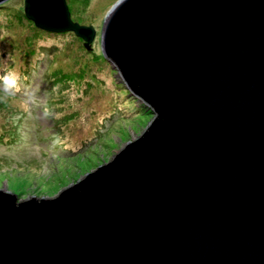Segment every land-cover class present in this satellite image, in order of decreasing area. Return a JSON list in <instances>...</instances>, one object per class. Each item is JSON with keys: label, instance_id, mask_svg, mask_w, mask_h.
<instances>
[{"label": "water", "instance_id": "1", "mask_svg": "<svg viewBox=\"0 0 264 264\" xmlns=\"http://www.w3.org/2000/svg\"><path fill=\"white\" fill-rule=\"evenodd\" d=\"M23 14L90 48L65 0ZM99 41L152 115L54 196L0 188V264H264V0H116Z\"/></svg>", "mask_w": 264, "mask_h": 264}, {"label": "rangeland", "instance_id": "2", "mask_svg": "<svg viewBox=\"0 0 264 264\" xmlns=\"http://www.w3.org/2000/svg\"><path fill=\"white\" fill-rule=\"evenodd\" d=\"M115 1L65 0L72 20L95 29L89 49L71 31L33 35L39 28L24 16L23 0L0 4V75L33 76L28 86L20 82L22 93L0 99V134L18 128L24 135L0 144V188L15 193L16 201L54 196L110 159L152 115L123 114L112 67L100 50L102 22Z\"/></svg>", "mask_w": 264, "mask_h": 264}, {"label": "trees", "instance_id": "3", "mask_svg": "<svg viewBox=\"0 0 264 264\" xmlns=\"http://www.w3.org/2000/svg\"><path fill=\"white\" fill-rule=\"evenodd\" d=\"M21 14V13H20ZM22 15V14H21ZM20 15V17H22ZM34 31H35V33L33 34V35H35L37 32L38 33H41L42 31L39 29H33ZM32 37V34L31 35H29V36H26L25 38H24V40H25V42L26 41H28L29 42V40L30 39H32L31 38ZM38 61V60H37ZM25 64V63H24ZM27 65V64H26ZM22 73H24L25 75L23 76V79L20 81L21 83H23L24 82V86H28L29 84H30V81L32 80V75H31V73L30 72H28V71H23ZM42 74V73H41ZM21 76V75H20ZM41 78L44 80L45 79V84H46V78L44 77V74H42L41 75ZM20 93H22V92H19V94ZM15 95H17V94H15ZM15 95H12V96H15ZM41 106V105H40ZM143 109H144V107H143ZM48 111V110H47ZM19 117H21V116H19ZM18 125H19V123L16 121L15 122V124H14V127H18ZM6 135V139H3L4 138V136ZM24 135H23V133H19L18 132V128H11V129H9V130H7V132L6 133H2V134H0V144L1 143H3V141H4V143H7V142H9V144L10 143H15V142H18L19 140H21V138L23 137Z\"/></svg>", "mask_w": 264, "mask_h": 264}, {"label": "clouds", "instance_id": "4", "mask_svg": "<svg viewBox=\"0 0 264 264\" xmlns=\"http://www.w3.org/2000/svg\"><path fill=\"white\" fill-rule=\"evenodd\" d=\"M20 77L16 73H5L0 75V99L5 96L15 95L20 92ZM33 103L35 99L33 98ZM47 111V110H45Z\"/></svg>", "mask_w": 264, "mask_h": 264}]
</instances>
